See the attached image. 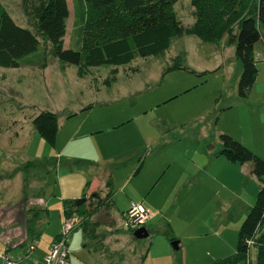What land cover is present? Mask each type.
<instances>
[{"label": "rangeland", "instance_id": "obj_1", "mask_svg": "<svg viewBox=\"0 0 264 264\" xmlns=\"http://www.w3.org/2000/svg\"><path fill=\"white\" fill-rule=\"evenodd\" d=\"M67 2L72 15L74 5L76 12L80 11L81 0ZM0 3L18 26L34 29L35 18L32 15L26 16L21 0H0ZM174 11L183 27L190 28L195 25L194 11L189 0L176 2ZM72 22L71 17L67 21L69 30L66 48L71 43ZM261 32L264 37V28H261ZM40 43L41 52L49 42L40 40ZM256 45L255 49L264 53L262 38ZM71 46L79 49L75 41ZM222 46L218 48L201 42L198 36L183 34L182 38H173L169 51L157 57L137 56L129 65L118 67L117 72L113 70L114 66L90 68L89 73L81 78L76 74L77 66L64 67L52 54H49L46 69L28 65L19 69H5L0 66V134L4 133L0 139V220L6 225V230L17 233L21 228L17 238L25 236V223L22 221L24 218L30 219L35 212L29 199L43 200L50 216L47 215L51 231L55 229L54 221L61 216L62 187L64 192L67 191L66 183L70 175L67 167L74 166L64 164L61 158L65 155L91 158L103 165H114L111 168L117 176L114 188L121 206L128 204L125 194L133 197L144 195L153 175L161 176L162 166L171 162L174 178L171 179V174L168 175L155 191L161 189L171 199L169 205L163 206V211L174 216L175 236L181 240L182 247L181 251H174L172 248V253L181 260V264L182 261L183 264H210L214 258H209L207 249H216L213 253H219V257L229 255L231 245L224 246L220 234L213 227L227 221L235 242L241 223L258 197L259 189L249 195L248 185L244 184L240 189L241 183L236 181L228 186L230 190L219 188L220 192L216 193L221 185L212 181L217 173L214 167L222 170L224 165L220 162L216 165L215 161L226 159L219 157L211 161L206 152L207 141L192 134L200 128H208L210 122L219 118L224 107L231 105L236 99L239 102L236 94L242 68L239 60L235 58L236 47L234 44ZM48 47L50 49V44ZM214 48H218V52ZM182 52H185V70L166 71L171 67L173 57ZM257 70L258 86L251 92V99L264 94V58L257 61ZM41 111H52L58 116L59 130L55 147L49 146L32 127V120ZM73 115L75 117L69 119ZM237 116L247 123L244 111ZM129 117L132 121L125 127L113 128V125L118 126ZM220 122V128L229 125L228 113ZM102 127L105 130L101 134L91 136V131ZM9 128L15 136L8 140V133L5 131ZM72 138L76 141H67ZM2 156L5 158L3 164ZM141 157L146 164L134 176L132 172ZM56 159L58 167L52 170L48 164ZM208 162L211 164L208 170L210 178L205 173L202 174V183L209 198L206 194L204 197L198 196L194 190L191 191V198L188 196L190 184L197 181L192 176L199 174L204 164L210 165ZM182 170H188L190 174L185 175ZM80 175L82 174L74 173L82 182H88L86 177L82 179ZM202 175L198 180L202 179ZM178 192H185L186 195L183 203L173 212L169 207L174 205L172 197ZM203 199L209 200V204L200 215L195 214L198 221L188 226L179 221L190 217L192 202L199 204ZM249 200L250 208L247 206ZM144 201L134 202L145 206ZM185 226L187 229L184 232ZM45 229H48L47 224ZM45 229L41 233V238L44 236L43 241L49 237L45 234ZM161 230L155 231L152 237L138 241L150 242L154 238L158 248V244L166 238L162 234L166 229ZM167 240L166 238L171 248ZM28 243L30 241L25 244L28 246ZM15 251L14 249L12 254Z\"/></svg>", "mask_w": 264, "mask_h": 264}, {"label": "trees", "instance_id": "obj_2", "mask_svg": "<svg viewBox=\"0 0 264 264\" xmlns=\"http://www.w3.org/2000/svg\"><path fill=\"white\" fill-rule=\"evenodd\" d=\"M176 2L179 0H81L83 6L74 15L68 48L64 44L70 18L67 0H21L26 16L35 18L34 29L18 26L0 3V66L19 69L28 65L45 69L49 54H52L63 65L77 66L79 78L98 66H114L113 70L117 72L118 67L129 65L137 56L157 57L169 51L173 38L187 34L218 47L234 44L235 58L242 68L237 95L241 99L247 98L259 72L255 48L262 35L261 28H264V0H189L195 24L190 28L183 27L178 21L174 11ZM40 40L49 42L41 52ZM74 41L78 50L71 46ZM184 55L182 52L173 57V63L166 71L185 70ZM57 117L55 112L41 111L32 120L35 132L51 147L57 142ZM219 141L221 156L233 164H250L261 185L252 210L241 223L235 252L210 264H264V158L229 134L219 136ZM140 160L135 173L143 164L142 157ZM57 162L56 159L48 165L53 170L58 167ZM110 185L106 186L103 195L93 192L89 201L92 202L93 196L100 201L111 200L113 189ZM62 203L63 219L70 214L81 219L79 210L83 203L78 206L70 199L62 200ZM94 210L96 206L89 213ZM43 214L47 216L46 207L36 210L33 218L25 221L26 240L38 241L35 237L41 231L37 225ZM168 238L171 244L177 241L174 235Z\"/></svg>", "mask_w": 264, "mask_h": 264}, {"label": "crops", "instance_id": "obj_3", "mask_svg": "<svg viewBox=\"0 0 264 264\" xmlns=\"http://www.w3.org/2000/svg\"><path fill=\"white\" fill-rule=\"evenodd\" d=\"M82 6L83 4L81 5V8ZM73 8H74L73 15L69 8V17L70 18L72 17V20H74L75 17L74 15L77 13L75 9V5L73 6ZM67 29H68V25H67ZM68 30H66V36ZM66 36L64 39L65 43H67ZM261 38L264 43L263 33L261 35ZM221 46L218 48H221ZM218 48L217 49L214 48L216 52H218L219 50ZM255 55L256 58L258 59L264 58V53L262 50L255 49ZM64 67L66 66L64 65ZM258 73L256 80L259 79ZM256 80H255V85H253V87L250 89L247 98L241 99V97L236 94L238 96L239 102L236 99L235 102H233L231 105L224 107L219 118H217L214 121L215 123L210 122V124H208L207 126L208 128H200L195 132H192V134L194 135L201 136L202 141L203 140L207 141L206 145L208 148L206 149V152H207V156L211 161L212 160L215 161L214 158L218 159L219 157H223L220 154V150L222 149V147L219 141V136H221L224 133L229 134L230 137L233 138L234 140L236 141L238 140L242 142L243 145L247 146L248 149H251L254 152V154H256L257 156L264 158L263 155L264 154V112H263L264 94L260 95V97L258 98L251 99L252 98L251 92L254 90V88L256 89L258 86ZM241 107H245L247 109H243ZM87 108L85 110H87ZM226 110L229 111L225 112ZM241 111H244L246 113L247 123L242 122L241 119H239V117L237 116V114L239 115ZM226 113H228V121H230V123L228 126H226V128H220V124L222 123L220 122V119H223ZM73 117H75V115L69 117V119ZM131 121L132 119L129 117L128 119L125 120V122L119 124L118 126L113 125L114 126L113 128L119 129L125 127V125L130 123ZM104 130L105 127L96 129L95 131H91V136L95 134L96 135L101 134ZM5 132L8 133L7 135L8 140L11 136L13 135L15 136V134H13V131L10 128ZM3 135L4 133L0 134V139H2ZM57 136H58V132H57ZM67 141L75 142L76 140L72 138ZM10 143H11V139H10ZM260 149H263V151L261 152ZM126 154H122V155L126 156ZM119 157H123V156H119ZM2 158H3L2 160V164H3V162H5V158L3 156ZM61 159L62 161H64V164L69 163L74 165L72 168H70L69 166L67 167L70 175L68 176L69 179H67V183H66L67 191L64 192L63 187L61 189L62 190L61 197L63 198L62 200L70 199L77 202V200L79 201V199H83L85 197L84 203L82 202L84 206H82L81 209L79 210L80 211L79 214H81L82 216L80 219V225H78L77 228L71 231L68 238L67 250L70 252L68 254V260L70 264H181V260H179L177 256L175 257L176 254L174 255L172 253L171 249L173 247L171 246L170 248L168 243L166 242V238L168 239L167 241H169L168 237L173 235L175 236L174 224L176 223L173 219L174 216H171V214L169 215L167 211L166 212L163 211V206L166 204L169 205L171 199L169 198V195H166V193L164 194L161 189L155 191V189L159 187L160 182L164 180V178H166L168 175L171 174L170 175L171 179L174 178L175 175L170 166L171 162L162 166L160 170V173L162 174L161 176H159L160 174L153 175L152 179L148 184L149 188H147V191L144 195L141 194L140 196L133 197L130 194L129 195L125 194L126 200H128V204L126 206H121L118 202L119 200L117 199L116 189L114 188L115 180L117 177L115 175V172L111 170L112 166L114 165H103L98 162H95L91 158L86 159L78 156L72 157L69 155H65V157ZM218 160L215 161L216 165L217 163L220 162V164L224 165V168L220 170V168L218 167L216 168V166L214 167V170L216 169L217 173H215L212 181L213 182L215 181L221 185L220 187L218 186V188L216 189V193L220 192L219 188H228V186L232 185L233 182L236 181L237 182L240 181L241 183L240 189L244 184L248 185L249 195H252L254 191L260 188L261 184L255 178V175L252 173L253 170L251 169L250 164H240V163L233 164L230 163L229 160L227 159L223 160L222 158ZM142 162L143 164L141 165L139 172L135 173V170L137 168V164H136V168L134 172H132V175L136 176L141 172L143 165L146 164L143 157H142ZM210 166L211 164L210 165L204 164L201 171H199V174L192 176L197 181L194 184L193 183L190 184L188 196H190L191 198L193 197V194L191 192L193 190L200 197L202 196L204 197V194L207 195L208 192L204 190L203 187L204 184L202 183L204 177V175L202 174L205 173V176L207 178H210V176L208 175L209 174L208 170ZM181 172L184 173L185 175L190 174L188 170H184V171L182 170ZM74 173L77 174L81 173L82 175L80 176L82 177V179L86 177L88 182H82L79 178L74 176ZM201 175H202V179L198 180L201 177ZM87 183H89V185L86 188L85 186L87 185ZM109 185L113 189L112 190L113 197L111 200L100 201L99 198L93 196V199L91 200L92 202L89 201L90 200L89 198L93 192L94 193L101 192L103 195L105 190H107L106 186ZM228 189L230 190V188ZM185 195H186L185 192L183 193L178 192L177 195H174L172 197L174 198L172 203L174 202V205L177 206L171 205V208L169 207L170 211L173 212L176 211L175 209L178 208V206L181 205V203H183L185 199ZM208 196L209 194L207 195V198H209ZM143 198L146 201H144ZM132 200L133 201L137 200L139 202L144 201V204L146 206L145 208L153 212L149 220L146 222V225H144V227L149 233V236L153 235L154 232L157 230L159 231L161 229H166L164 230V233H162L166 238L158 244V248H156L157 245V242H155L156 239L153 238L150 242L149 240L147 242L145 240L138 241L139 239H137V237H134V231H132L131 229H127L125 227L126 225H124V215L127 213L126 211L128 210L129 202ZM28 201L30 204H33L32 208L35 211L46 207L42 199H36L34 201L29 199ZM248 202L249 204L247 206L250 208L251 202L250 200ZM208 204H209V200L207 199L206 200L203 199V201H201L199 204H195V202H192L190 205L192 210L190 212V217L189 218L185 217L183 218L182 221L179 219V221L183 222V224L187 226L188 224L190 225L194 221L195 222L198 221L199 218L195 214L200 215V213L203 212L204 207ZM94 206H96V210H94V212L90 214L89 211ZM61 213H60L61 216L55 219L54 221L55 229H52V231L50 228L51 225H49L50 216L48 214L47 215L49 217L43 214L38 222L37 226L40 229L39 231L41 232H37V235L35 237L38 240L37 247L32 254V257L35 258L38 264H43L44 255L49 252L52 243L55 241V237L58 234H60L61 231L60 229L63 228L61 227V224L63 223L62 222L63 217L65 216L63 215V206L61 209ZM32 218L33 216L30 217V219L24 218L22 223H25L26 220L30 221ZM46 224L48 229H45ZM213 228L214 231H217V233L220 234L221 242L224 246L231 245V247H229L228 250L230 254L234 253L237 247L236 244L238 238L235 240V242L233 241L232 235L234 234H232L231 233L232 230L229 229L230 224L227 221H225L224 223L217 224ZM44 229L46 230L45 234L47 233L49 236L45 241H43L44 236L41 238L42 235L41 233L43 232ZM183 229L185 232V230L187 229L186 226ZM20 230L22 229L20 228L18 230L19 233H21ZM18 232L15 233L12 231H7L6 225H4L3 222L0 220V251L5 254L7 253L13 259H19V257L22 256L24 257L28 255L27 254L28 247L31 244V242H33L31 240L27 246L25 243L28 242L29 240L26 241V236L23 237L21 236L17 238ZM176 237L177 236H175V238ZM232 242L236 243L235 244L236 246L234 245V243L232 244ZM153 246L155 247V249ZM178 246L181 247L180 239L178 240ZM19 247H21V249L18 250ZM14 249L16 251L14 252V254H12V251ZM181 249L182 247L180 248V251ZM173 250L177 251L174 248ZM215 251L216 249H210V250L207 249L206 251L207 253H209L210 259L214 258L212 262L217 260V258L223 259L227 256H230L229 254L224 257L221 256L219 257L217 256L219 253L217 254L213 253ZM181 255L183 257L182 253Z\"/></svg>", "mask_w": 264, "mask_h": 264}, {"label": "built area", "instance_id": "obj_4", "mask_svg": "<svg viewBox=\"0 0 264 264\" xmlns=\"http://www.w3.org/2000/svg\"><path fill=\"white\" fill-rule=\"evenodd\" d=\"M126 212L127 213L124 215V225H126L125 227L127 229H131L132 231H136L146 225V222L153 213L142 204L136 203L133 200L129 202ZM77 216L76 214H70L63 219V228L52 243L49 252L44 255L43 264H70L68 260V254L70 252L67 250V243L71 231L80 224V218ZM37 242L38 241L31 242L28 247V255L19 257V259H13L10 255H6L0 251L1 264H38L35 258L32 257L37 247Z\"/></svg>", "mask_w": 264, "mask_h": 264}, {"label": "water", "instance_id": "obj_5", "mask_svg": "<svg viewBox=\"0 0 264 264\" xmlns=\"http://www.w3.org/2000/svg\"><path fill=\"white\" fill-rule=\"evenodd\" d=\"M85 200L83 199H79V201H77L76 205H79V203H84ZM134 237H137V239H142V238H148L149 237V233L146 230V228L144 226H142V228L137 229L136 231H134ZM171 246L175 249L178 250V241H175L171 244Z\"/></svg>", "mask_w": 264, "mask_h": 264}]
</instances>
